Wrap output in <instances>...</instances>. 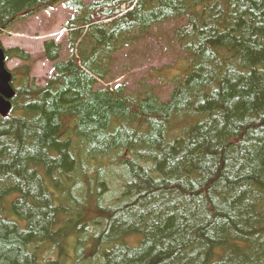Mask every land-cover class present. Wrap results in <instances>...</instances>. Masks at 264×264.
Listing matches in <instances>:
<instances>
[{"label": "trees", "instance_id": "1", "mask_svg": "<svg viewBox=\"0 0 264 264\" xmlns=\"http://www.w3.org/2000/svg\"><path fill=\"white\" fill-rule=\"evenodd\" d=\"M59 3L45 84L5 51L0 264H264V0H0V30ZM168 22V96L112 88L116 53Z\"/></svg>", "mask_w": 264, "mask_h": 264}, {"label": "rangeland", "instance_id": "2", "mask_svg": "<svg viewBox=\"0 0 264 264\" xmlns=\"http://www.w3.org/2000/svg\"><path fill=\"white\" fill-rule=\"evenodd\" d=\"M89 1L92 0H86V2ZM73 14L74 11L59 3L35 16L15 23L11 33L0 30V40L5 46L17 45L31 53L32 75L40 84H43L53 74L52 63L44 56V41L54 39L62 43V57L67 58L69 30L64 26ZM175 25V22H168L160 27L157 25L150 30V33H147L144 39L117 52L113 62L112 78H108L112 88L124 82L130 89H137L141 86V81L147 77L157 86L158 91L162 92L163 97H167L171 85L169 81H166L164 74L158 76L157 70L153 71V68L159 69L175 63L173 73L180 72L179 69L183 65L178 61L181 60L179 57L182 52L178 44L170 40L173 36L172 28ZM20 63V60L15 58L10 60L7 66L13 71Z\"/></svg>", "mask_w": 264, "mask_h": 264}, {"label": "water", "instance_id": "3", "mask_svg": "<svg viewBox=\"0 0 264 264\" xmlns=\"http://www.w3.org/2000/svg\"><path fill=\"white\" fill-rule=\"evenodd\" d=\"M13 75L6 66V54L0 43V114L6 116L12 108L11 100L16 94L12 85Z\"/></svg>", "mask_w": 264, "mask_h": 264}, {"label": "crops", "instance_id": "4", "mask_svg": "<svg viewBox=\"0 0 264 264\" xmlns=\"http://www.w3.org/2000/svg\"><path fill=\"white\" fill-rule=\"evenodd\" d=\"M13 46H17V45H7V47H13ZM22 46V45H19ZM26 48V46H24Z\"/></svg>", "mask_w": 264, "mask_h": 264}]
</instances>
